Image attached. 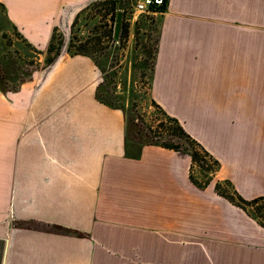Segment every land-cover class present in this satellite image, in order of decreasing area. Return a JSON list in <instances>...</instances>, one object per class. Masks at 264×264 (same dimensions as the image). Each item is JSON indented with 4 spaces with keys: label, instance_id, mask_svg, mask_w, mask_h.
I'll use <instances>...</instances> for the list:
<instances>
[{
    "label": "crops",
    "instance_id": "crops-1",
    "mask_svg": "<svg viewBox=\"0 0 264 264\" xmlns=\"http://www.w3.org/2000/svg\"><path fill=\"white\" fill-rule=\"evenodd\" d=\"M96 1L0 3L45 50ZM150 14L151 96L218 161L214 180L197 188L190 157L159 146L127 155L125 112L95 98L102 73L61 51L0 92V264H264V229L214 192L227 180L245 200L264 195V0Z\"/></svg>",
    "mask_w": 264,
    "mask_h": 264
},
{
    "label": "rangeland",
    "instance_id": "rangeland-1",
    "mask_svg": "<svg viewBox=\"0 0 264 264\" xmlns=\"http://www.w3.org/2000/svg\"><path fill=\"white\" fill-rule=\"evenodd\" d=\"M122 8L124 21H121L117 39H114L116 18L114 19V15H111L108 5L98 3L91 4L81 14L78 23L72 29V35L70 28L64 34L61 32H57V34H61L63 37L61 51L67 50L71 40L74 47L85 45L87 53L95 59L94 61L101 69L103 68L102 84L109 90L114 102L118 106H122L126 112L127 139L129 143L134 144L128 151V155H135L141 144L135 141L138 139L143 143L147 128L151 129L152 136H165L167 133L165 131L172 128L173 125L167 120V117L172 116L168 115L153 100L150 89L152 61L148 57L149 53L153 51L155 39H159V18L152 14L133 15L130 4L127 2L122 4ZM3 14L4 11L0 9V60H3L2 66L8 68L9 62L14 61L20 76H24L33 67L41 68L44 65L45 55L38 56L36 52H44L46 49H38L27 42L18 30L12 29ZM136 23L139 25L138 34L135 37ZM153 103L158 105L162 111L157 109ZM206 162L207 164H204L206 167H212L211 161L206 159ZM217 172L212 176L211 171H200L194 167L192 173L199 183L206 182L207 179H210L211 183ZM217 183L220 184L221 192L233 196V191L223 185L222 181L216 180L214 186Z\"/></svg>",
    "mask_w": 264,
    "mask_h": 264
},
{
    "label": "trees",
    "instance_id": "trees-1",
    "mask_svg": "<svg viewBox=\"0 0 264 264\" xmlns=\"http://www.w3.org/2000/svg\"><path fill=\"white\" fill-rule=\"evenodd\" d=\"M126 2L125 0H103V1H96L91 4H102V5H108L109 10L111 11V15H114V19L116 18V15L118 12L122 13V21H124V11L122 8V4ZM128 3V2H127ZM86 6L83 10H81L74 18L71 26H70V33L72 35V29L75 27V25L78 23V20L83 12H85L90 5ZM168 4V0H165V3L163 6L159 8L153 9V12L155 13H164L166 11ZM0 9L4 11L5 20L7 23H9L14 31H17L16 27L10 22V20L7 17L5 7L0 3ZM113 18V17H112ZM113 19V20H114ZM138 25L139 23H136L135 26V37L138 34ZM158 38H159V30H158ZM70 41V40H69ZM158 41L159 39H155L153 43V51L149 53L148 59H150L151 62V87L152 88V78H153V70L158 50ZM27 44V42H26ZM73 41L71 40L69 42V45L67 47V54L70 56H88L91 57L90 54L87 53L86 46H78L74 47ZM29 45V44H27ZM63 45V37L61 34H57V30L55 29L51 40L44 52L37 51V55H45V61L43 67L49 66L61 53V48ZM74 50V51H73ZM92 58V57H91ZM93 59V58H92ZM95 59H93L94 61ZM95 62V61H94ZM3 60H0V92L3 94L9 93V92H15L17 91L20 86L28 81L32 73L36 70H38L39 66L33 67V69L28 70L25 75L20 76L18 68L16 69V63L14 61L9 62V67L2 66ZM96 66L100 70V72L103 74V68L101 69L100 66L95 62ZM103 77V76H102ZM103 82L97 86L95 91V98L100 103L115 109H121L124 111L122 106H118L114 102V98L109 93V90L102 84ZM157 109L160 111L161 108L153 103ZM125 112V111H124ZM165 115V113L163 112ZM126 117V112H125ZM167 120L170 124L173 125L172 128L167 129L166 135L162 136H156L151 135V129L147 128L146 134L144 135V141L143 143L140 142L138 139L135 142L141 143L136 151L135 155H139L140 148L145 145H152V146H159L162 148H165L167 150H172L174 152L182 153L184 155H188L191 160V168H190V175L189 179L193 185H195L199 189L206 188L209 183L210 179H207L206 182L199 183V181L193 176V168L197 167L200 171L206 170L211 171V175L213 176L216 171H219L220 165L217 160H215L196 140H194L188 133L185 132V130L181 127L179 121L173 117H167ZM127 121V119H126ZM134 144H131L128 142L127 135H126V143H125V149L127 151L132 148ZM206 159L211 161L212 167H206L207 164ZM210 175V176H211ZM222 184L225 185L228 189L233 191V196L226 195L225 193L220 191V184L217 183L214 186V191L217 195L227 200L229 203H231L233 206L241 209L248 217H250L252 220H254L260 227L264 229V195L254 198L252 200H245L243 199L234 189L232 184L225 180L222 181ZM235 198V199H234Z\"/></svg>",
    "mask_w": 264,
    "mask_h": 264
},
{
    "label": "built area",
    "instance_id": "built-area-1",
    "mask_svg": "<svg viewBox=\"0 0 264 264\" xmlns=\"http://www.w3.org/2000/svg\"><path fill=\"white\" fill-rule=\"evenodd\" d=\"M130 4L133 15L153 13V9L164 5L165 0H125Z\"/></svg>",
    "mask_w": 264,
    "mask_h": 264
},
{
    "label": "water",
    "instance_id": "water-1",
    "mask_svg": "<svg viewBox=\"0 0 264 264\" xmlns=\"http://www.w3.org/2000/svg\"><path fill=\"white\" fill-rule=\"evenodd\" d=\"M121 21H122V13L118 12L116 15L115 25H114V39H117L118 37Z\"/></svg>",
    "mask_w": 264,
    "mask_h": 264
}]
</instances>
